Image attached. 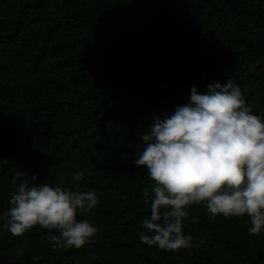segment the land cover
I'll list each match as a JSON object with an SVG mask.
<instances>
[{"label":"trees","instance_id":"1","mask_svg":"<svg viewBox=\"0 0 264 264\" xmlns=\"http://www.w3.org/2000/svg\"><path fill=\"white\" fill-rule=\"evenodd\" d=\"M230 79L264 119V0H0V264H264L247 215L211 218L203 205L184 222L198 246L139 239L151 188L133 163L140 134L193 87ZM18 171L95 191L99 205L77 219L96 236L79 250L53 249L39 226L12 236L3 214Z\"/></svg>","mask_w":264,"mask_h":264},{"label":"clouds","instance_id":"2","mask_svg":"<svg viewBox=\"0 0 264 264\" xmlns=\"http://www.w3.org/2000/svg\"><path fill=\"white\" fill-rule=\"evenodd\" d=\"M143 148L134 165L147 170L151 188H144L150 215L142 221L139 239L149 247L177 252L198 246L184 232L189 209L203 205L211 218L247 215L250 235L264 233V119L252 113L241 87L231 79L208 85V92L191 89L190 103L171 114L154 117L140 134ZM82 171L72 174L79 184ZM39 178L15 173L4 227L21 237L39 226L50 233L53 249L79 250L96 236L88 219L100 200L93 190H70ZM193 223H198L193 216Z\"/></svg>","mask_w":264,"mask_h":264}]
</instances>
